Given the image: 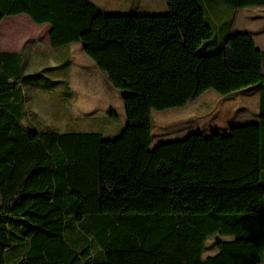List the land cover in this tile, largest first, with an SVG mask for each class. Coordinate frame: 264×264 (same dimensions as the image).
Here are the masks:
<instances>
[{
    "label": "trees",
    "instance_id": "16d2710c",
    "mask_svg": "<svg viewBox=\"0 0 264 264\" xmlns=\"http://www.w3.org/2000/svg\"><path fill=\"white\" fill-rule=\"evenodd\" d=\"M164 1L106 15L91 0H0V21L49 23L51 46L80 42L127 91L114 138L27 129L23 53L0 51V264H264V50L232 19L213 32L196 0ZM251 85L258 122L152 145V111Z\"/></svg>",
    "mask_w": 264,
    "mask_h": 264
},
{
    "label": "rangeland",
    "instance_id": "374dc122",
    "mask_svg": "<svg viewBox=\"0 0 264 264\" xmlns=\"http://www.w3.org/2000/svg\"><path fill=\"white\" fill-rule=\"evenodd\" d=\"M91 1L106 15L163 14L167 9L164 0ZM196 1L213 32L216 33V23L220 24L221 32L227 30L232 19V29L250 31L256 43L264 45V6L235 8L223 0ZM39 45L35 51L26 50L24 57L26 79L21 87L25 113L21 124L31 130L46 126L57 132L97 131L103 138L118 136L126 121L122 97L127 91L111 87L107 94L98 84L100 76H85L84 67L94 63L80 43L74 41L51 49L44 41ZM111 107L114 113H105ZM258 113L257 85L227 94L206 89L183 106L151 112L152 145L154 135L167 142L190 133H226L231 126L258 122ZM213 240L206 242L203 257L216 253Z\"/></svg>",
    "mask_w": 264,
    "mask_h": 264
},
{
    "label": "crops",
    "instance_id": "0c3cea01",
    "mask_svg": "<svg viewBox=\"0 0 264 264\" xmlns=\"http://www.w3.org/2000/svg\"><path fill=\"white\" fill-rule=\"evenodd\" d=\"M165 12L166 10L162 13H165ZM138 13L150 14L151 12L149 13L148 12H138ZM13 16L14 17L6 16L2 18L0 21V51H21L23 53V57H25L26 50L28 52L29 50L35 51L36 50L35 47H37L36 45L38 44V47H39L40 46L39 44L42 41H44V43H48L49 48L51 49V44L49 41V31H50L49 23L47 22L35 23L28 15L24 13H20V14L13 15ZM262 18H264V15H262ZM236 31L238 30H234V28L233 29L231 28V32H236ZM244 32L249 33L254 39V35L250 31H244ZM75 42H78V41H75ZM254 42L257 48L264 50V45L260 44L259 42L256 43L255 39H254ZM219 43H220V38L217 39L216 44H219ZM81 49H82V45H81ZM83 73L85 74V76L89 78L94 75L100 76L99 82H98L99 86L101 83V87L104 90V92H107V94L111 92L112 90L111 87L113 86L110 84L105 74L102 73L97 68L95 63L94 64L88 63L84 67ZM94 84H96V81ZM105 113L107 114L114 113V108L111 107L110 110ZM158 139L160 138L158 136L155 137L154 135L155 143L160 142Z\"/></svg>",
    "mask_w": 264,
    "mask_h": 264
}]
</instances>
